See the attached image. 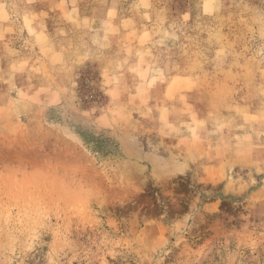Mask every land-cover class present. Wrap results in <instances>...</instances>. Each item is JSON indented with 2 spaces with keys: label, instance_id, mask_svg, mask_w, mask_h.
Returning <instances> with one entry per match:
<instances>
[{
  "label": "rangeland",
  "instance_id": "1",
  "mask_svg": "<svg viewBox=\"0 0 264 264\" xmlns=\"http://www.w3.org/2000/svg\"><path fill=\"white\" fill-rule=\"evenodd\" d=\"M182 35L155 58L196 88L143 109L73 61L51 101L0 84V264H264L263 0Z\"/></svg>",
  "mask_w": 264,
  "mask_h": 264
},
{
  "label": "crops",
  "instance_id": "2",
  "mask_svg": "<svg viewBox=\"0 0 264 264\" xmlns=\"http://www.w3.org/2000/svg\"><path fill=\"white\" fill-rule=\"evenodd\" d=\"M236 1L0 0V84L11 91L22 79L17 96L46 92L51 101L60 86L54 74L57 62L65 60L95 67L110 103H117L123 93L131 108L141 109L148 98L160 94L168 77L175 79L165 89V98L171 99L173 89L174 97L193 90L192 79L200 77L172 74L160 64L162 56H155L174 50L175 63L187 59L183 51L189 42L182 31L196 17L210 19ZM73 31H78L75 42ZM74 44L78 49L73 51L69 47ZM39 75L46 81L36 80Z\"/></svg>",
  "mask_w": 264,
  "mask_h": 264
},
{
  "label": "built area",
  "instance_id": "3",
  "mask_svg": "<svg viewBox=\"0 0 264 264\" xmlns=\"http://www.w3.org/2000/svg\"><path fill=\"white\" fill-rule=\"evenodd\" d=\"M90 83H91V82H90V78H85V80H84V84H85V86L88 87V85H89ZM88 96H89V97H92V93L89 92Z\"/></svg>",
  "mask_w": 264,
  "mask_h": 264
}]
</instances>
